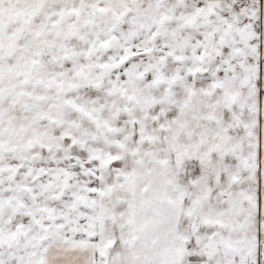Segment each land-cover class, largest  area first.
<instances>
[{"label": "snow or ice", "instance_id": "1", "mask_svg": "<svg viewBox=\"0 0 264 264\" xmlns=\"http://www.w3.org/2000/svg\"><path fill=\"white\" fill-rule=\"evenodd\" d=\"M0 264H264V0H0Z\"/></svg>", "mask_w": 264, "mask_h": 264}]
</instances>
